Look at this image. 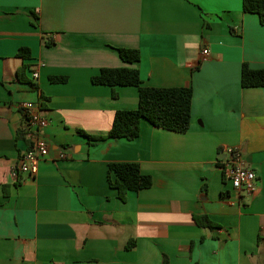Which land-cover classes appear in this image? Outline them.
I'll use <instances>...</instances> for the list:
<instances>
[{
  "label": "crops",
  "instance_id": "0c3cea01",
  "mask_svg": "<svg viewBox=\"0 0 264 264\" xmlns=\"http://www.w3.org/2000/svg\"><path fill=\"white\" fill-rule=\"evenodd\" d=\"M244 63L264 68V25L243 0H0V264H264V87L242 86ZM126 66L144 86L192 88L187 132L143 119L132 141L88 137L139 107L137 87L92 82ZM23 102L47 120L36 176L13 174L30 145ZM230 147L257 174L255 194L225 179ZM113 162L138 163L153 185L123 202Z\"/></svg>",
  "mask_w": 264,
  "mask_h": 264
},
{
  "label": "trees",
  "instance_id": "16d2710c",
  "mask_svg": "<svg viewBox=\"0 0 264 264\" xmlns=\"http://www.w3.org/2000/svg\"><path fill=\"white\" fill-rule=\"evenodd\" d=\"M243 10L259 16L264 25V0H243ZM47 45H53L51 40ZM121 59L129 64L140 61L141 53L138 49L120 48ZM23 60L31 59L29 48L22 47L18 54ZM30 64L25 63L19 71V80L30 82L23 76ZM54 83H64L66 77H52ZM96 85H105L115 88L117 86H134L139 90V107L133 110H119L115 114L112 128L105 136H88L91 140H106L111 138H122L135 140L141 133V122L143 119L149 121L159 129L185 133L191 126L193 90L189 87H148L143 85L141 73L137 68L126 66L121 68H103L100 73L92 78ZM241 84L244 88L264 87V68L253 69L248 63H244L241 73ZM114 97L118 96L114 92ZM27 130L22 135H27ZM19 176V175H18ZM108 184L117 192V196L123 202L127 201L130 192H139L153 185L151 175L144 174L141 166L133 162H113L108 166ZM196 223L203 228H214L216 224L207 216H195ZM134 243L130 242L128 248ZM162 264H167L165 258Z\"/></svg>",
  "mask_w": 264,
  "mask_h": 264
},
{
  "label": "built area",
  "instance_id": "2783aa9c",
  "mask_svg": "<svg viewBox=\"0 0 264 264\" xmlns=\"http://www.w3.org/2000/svg\"><path fill=\"white\" fill-rule=\"evenodd\" d=\"M203 55L209 54L208 49L202 50ZM34 79L39 77L38 71L32 73ZM20 109L27 120V132L30 145L28 150L20 157L18 165L13 174H26L36 176L39 172L40 163L49 154V144L40 137V131L47 126V120L34 108L33 103L23 102ZM224 177L232 184V187L248 195L257 191V174L245 166L242 153L238 148L230 147L225 151V158L222 160Z\"/></svg>",
  "mask_w": 264,
  "mask_h": 264
}]
</instances>
